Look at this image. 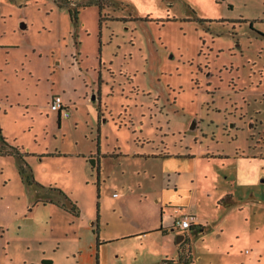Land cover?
Listing matches in <instances>:
<instances>
[{"label":"rangeland","instance_id":"rangeland-1","mask_svg":"<svg viewBox=\"0 0 264 264\" xmlns=\"http://www.w3.org/2000/svg\"><path fill=\"white\" fill-rule=\"evenodd\" d=\"M59 1L0 0V264H264V0Z\"/></svg>","mask_w":264,"mask_h":264},{"label":"trees","instance_id":"trees-1","mask_svg":"<svg viewBox=\"0 0 264 264\" xmlns=\"http://www.w3.org/2000/svg\"><path fill=\"white\" fill-rule=\"evenodd\" d=\"M57 2L61 3L59 0H57ZM92 2L97 3L99 1L98 0H91V1L83 3V5L90 4ZM99 3H100L99 8H101L102 4H101V2H99ZM74 13H76V11ZM70 14H71V16H74L71 11H70ZM59 116H60V114H59ZM25 154L27 155V153H25ZM25 154L21 153L18 149L13 148L12 146L8 145L7 142L5 141V139L0 135V155H15L17 157V160H18V170H19V174L21 175L22 180L24 182H26L28 185H34V184L37 185L36 181L33 178L31 168L29 167V165L26 163V161L24 159ZM89 160H90L91 164H95L93 158H89ZM61 206L66 208L64 204H62ZM69 210L71 211V213H75V215H77V212L75 210L74 205H72V207H70ZM192 226L193 225H191L190 227H192ZM163 231H165V230L163 229ZM182 243H183V241L181 242V244ZM184 253H185L184 251H182V253H180V257L178 260V262L181 264L189 263L191 261L190 258H188L187 256L184 255ZM169 262L171 263V260Z\"/></svg>","mask_w":264,"mask_h":264},{"label":"built area","instance_id":"built-area-1","mask_svg":"<svg viewBox=\"0 0 264 264\" xmlns=\"http://www.w3.org/2000/svg\"><path fill=\"white\" fill-rule=\"evenodd\" d=\"M49 107L53 110H57L62 116L69 117L70 111L67 106H64L62 99L59 95H55L51 98ZM194 217L192 215H185L184 217L175 220L174 227L179 230L185 231L193 224Z\"/></svg>","mask_w":264,"mask_h":264},{"label":"water","instance_id":"water-1","mask_svg":"<svg viewBox=\"0 0 264 264\" xmlns=\"http://www.w3.org/2000/svg\"><path fill=\"white\" fill-rule=\"evenodd\" d=\"M24 27H25V25L23 24V25H22V28H24ZM26 220L29 221L28 218H26ZM182 239H183V235H178V237H177V242L182 241Z\"/></svg>","mask_w":264,"mask_h":264},{"label":"crops","instance_id":"crops-1","mask_svg":"<svg viewBox=\"0 0 264 264\" xmlns=\"http://www.w3.org/2000/svg\"><path fill=\"white\" fill-rule=\"evenodd\" d=\"M70 116V115H69ZM193 225V224H192Z\"/></svg>","mask_w":264,"mask_h":264}]
</instances>
